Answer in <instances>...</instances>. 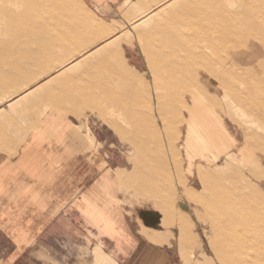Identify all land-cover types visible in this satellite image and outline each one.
Here are the masks:
<instances>
[{"label": "crops", "instance_id": "crops-1", "mask_svg": "<svg viewBox=\"0 0 264 264\" xmlns=\"http://www.w3.org/2000/svg\"><path fill=\"white\" fill-rule=\"evenodd\" d=\"M168 1L171 0H84L91 13L80 14L82 19L72 20L75 24L64 33H47L48 40L53 41L42 40L40 46L26 50L32 53L27 74L12 82L21 91L5 105L0 104V264H22L30 250L38 253L33 264H53L52 258L55 264L58 259L62 264L61 247L69 248L72 264H189L184 240L191 238L190 220L184 214L180 219L175 215L176 189L182 190L177 187L182 186L178 172L174 184L175 169L167 166L155 167L149 162L132 174L106 167L110 162L102 151H97L80 119L90 109L85 105L99 107L101 99L142 95L135 86L145 82L139 68L146 64L140 47L145 36L142 24ZM173 2L175 40L177 30H205L199 36L209 44V29L257 24L252 20L220 25L216 24L219 19L211 16L197 28L189 15L200 11L186 10L188 0ZM82 34L92 39L93 45L89 47L85 42L81 50L74 52L73 47L84 42ZM163 47L169 46H156L159 59L152 64L156 79L163 78V74L170 80L187 78V66L177 65V41L167 50ZM209 56H204L203 61H209ZM245 58L228 57L225 78L218 79L210 66L203 72L218 79L224 92H235L233 83L243 80L259 102L261 94L253 84L260 82L259 73L264 72V55L256 60L261 71ZM116 84L128 94L116 95L114 86L110 90ZM211 88V81L204 84L202 80L186 88L183 143H188L191 152L201 149V156L215 163L230 154L246 158L263 151L259 140L263 134L244 135L240 128L234 134L229 130L223 121L224 115H230L222 104L225 94L215 89L211 95ZM233 97L238 99V94ZM257 106L250 108L261 123ZM182 154L181 179L185 181L188 158L184 150ZM197 160L201 163L200 157L195 159L190 173L197 171ZM133 187L139 188L141 199L134 198ZM134 202L147 204L142 209L133 208L138 216L132 219L129 211ZM176 237L177 257L170 249ZM49 248L53 249V257L49 254L48 260Z\"/></svg>", "mask_w": 264, "mask_h": 264}, {"label": "rangeland", "instance_id": "rangeland-1", "mask_svg": "<svg viewBox=\"0 0 264 264\" xmlns=\"http://www.w3.org/2000/svg\"><path fill=\"white\" fill-rule=\"evenodd\" d=\"M173 1H168L167 4L161 7L158 14L147 18L148 20H145L142 24L145 36L140 47L145 53L146 64L139 68L143 74L141 77L145 82H138L135 85L139 90V94L142 95L129 99H101V106L99 107L93 106V104L90 106L85 105L91 110L86 109L83 118H80L81 124H83L85 130H88V138L97 147V151H102L105 160L110 162V164L106 162V167L119 168L122 172H128V174L135 173L136 170L142 167L141 165H147L149 162L155 167L167 166L170 169H175L172 176L174 184H177L179 174V182L182 185L177 186L178 188L181 187L182 190L175 188L176 201L174 204L177 206L175 215L177 219H180V214H184L190 220L188 232L191 238L184 240L186 242V256L190 260L189 264H227L225 254L221 250L220 235H218L216 227L210 220L211 211L196 200H190L188 196L189 193H192L214 206L219 205L217 202L218 195L220 197L228 195L232 200L253 201L260 198L264 202V148L263 151L247 155L246 158L230 154L217 163L201 156V149L191 152L188 143H183L184 135L181 139L184 131V110L187 96L185 92L191 82L198 83L202 80L204 84H207L211 81V95H214L215 89H219V94L222 96L225 94L222 104L228 108L230 115H224L223 121L229 130L234 134L237 133L238 128L244 135L263 134V137L259 140L264 145V119L260 123L256 114L254 115L252 112L253 109L250 108L254 104L264 106V100L261 99L258 103V97L248 90L243 80L238 79L237 82L233 83L235 91L233 93L224 92V89L220 88L218 80L222 77L225 78L223 72L224 68L227 67L226 59L232 57L238 60L239 58L234 54H230L234 45L247 49L249 48L247 47L248 43L256 41L264 46V37H262L264 36V0H188L190 5L186 6V10L200 11V14L189 15L194 20L197 28L204 25L203 19L211 16L219 19L216 24L220 25H232L236 22L243 23V21L252 22V20L258 22L252 27L237 26L228 30L219 29L215 31L216 34L213 37L208 36V32L214 34L215 29L206 30V36L209 42L214 40L213 44H205V41L200 38L199 34L205 32V30H177L175 32L177 38L174 39L175 17L171 12ZM84 11L91 13V10L85 7L81 1L76 0H0V104L4 103L3 105H5L9 98L15 97L21 91L12 82L25 78L27 74L28 58L32 56V53L26 50L40 46L42 40L46 42L49 37L46 35L47 33L53 31L64 33L70 30V27L75 24L72 20L80 21L82 19L80 14ZM69 15H75L77 18L72 19ZM40 33H44L43 36H40ZM68 36L70 38L75 37L74 35ZM41 37L43 39H40ZM81 37H83L84 42L74 46V52L78 49L81 50L85 42L87 46L92 44V39L86 35L82 34ZM50 40L53 41L49 38L48 41ZM176 41L177 65L180 68L187 66L189 73L184 74L187 75V78L170 80L166 79V75L163 74V78L156 79L152 65L153 61L159 59V51L156 46L168 45L171 48ZM229 43L230 46L232 45L231 47ZM150 46L155 47L156 51L154 52ZM167 48L163 47L162 49L167 50ZM207 54L210 55V59L204 62L203 57ZM182 60H190L191 62L183 63ZM30 64L32 66L31 60ZM209 66L212 71L216 72L218 79L208 72H203L204 68L208 70ZM258 71H261V69ZM200 74H203L202 79ZM152 76L154 77L153 80H151ZM258 77L263 88L264 72H260ZM113 86L118 91L115 93L116 95L128 94L118 84L110 86V90L113 89ZM146 91L149 94L148 96H146ZM160 93L163 94L160 95ZM234 94H238V99L233 97ZM94 103L97 104V102ZM17 108H20V105ZM168 124L177 127V133L171 130ZM186 130L187 128H185V132ZM252 140L256 141L254 138ZM182 150L188 158V164L185 162L186 169H184L187 173V176L184 177L185 181L181 179L184 175L182 173L184 167ZM198 157H200L201 163L197 160L196 163L199 164L197 171L190 173L194 160ZM202 173L211 176L210 180L203 182ZM133 188L131 191L134 198L141 199L143 194L140 193L139 188ZM230 191H233L231 192L233 194H229ZM147 202H138V204L134 202L132 208L128 207L130 208L129 216L135 219L138 215L133 208H145L144 205ZM161 212V214L164 213L163 210ZM174 232H176V227ZM170 245L171 251L177 257L179 255L177 237L171 240ZM57 251L59 253L60 248ZM61 252L62 254H60L63 256L62 264H72L69 248L61 247ZM46 253L48 260L49 254L53 257L52 248L46 249ZM37 255V250L28 251L22 264L36 263ZM83 256L86 258L85 252ZM53 261L52 258V263L55 264V261ZM57 261V264H60V260ZM74 264H77V261Z\"/></svg>", "mask_w": 264, "mask_h": 264}, {"label": "bare ground", "instance_id": "bare-ground-1", "mask_svg": "<svg viewBox=\"0 0 264 264\" xmlns=\"http://www.w3.org/2000/svg\"><path fill=\"white\" fill-rule=\"evenodd\" d=\"M76 1H81L83 3L82 0H76ZM57 7L59 6L57 5ZM83 14L86 15L88 14V12L84 11ZM217 30L218 29L214 30V34L213 33L210 34L208 32V36L213 37L216 34L215 31ZM213 41H211L210 43L213 44L214 43ZM247 47L249 48L247 49L243 48L239 50L240 48H237V45H234L230 54H234L236 57L245 56L246 57L245 61L252 62V64L256 66V68L259 70L260 68L256 60L260 56L264 55V46H262L259 42L253 41V43H248ZM256 83L259 84L257 85ZM253 85H254L253 88L258 90V93L261 94V99L264 100V88H262V82L255 81ZM256 108L258 110V114L261 120L264 119V106L258 105ZM168 127H170L171 130H174L175 133H177L178 128L173 126V124H170ZM263 147L264 145L261 148ZM201 175L203 182H206L208 179L210 180L211 176H207L204 173H202ZM231 192L233 191H230L229 194ZM188 198L192 201L196 200L199 204L208 207L209 210L211 211L212 215L210 220H212L213 225L216 227L218 231V235H220L219 237L221 238V242H222L221 250L225 254V259L227 261V264H264V202H262L260 198L259 199L257 198V200H253V201H248L244 199L232 200L228 195H226L225 197L223 196L220 197L218 195V200H217L219 204L218 206L216 205L214 206L211 203L208 204L206 203V200H202L197 195H193L192 193H189ZM221 261L223 260L221 259Z\"/></svg>", "mask_w": 264, "mask_h": 264}]
</instances>
